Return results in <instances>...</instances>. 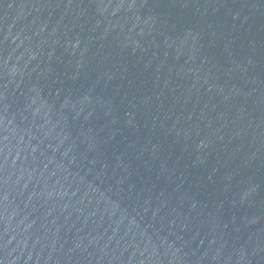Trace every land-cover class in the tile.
I'll return each instance as SVG.
<instances>
[{"label": "water", "instance_id": "1", "mask_svg": "<svg viewBox=\"0 0 264 264\" xmlns=\"http://www.w3.org/2000/svg\"><path fill=\"white\" fill-rule=\"evenodd\" d=\"M0 264H264V0H0Z\"/></svg>", "mask_w": 264, "mask_h": 264}]
</instances>
